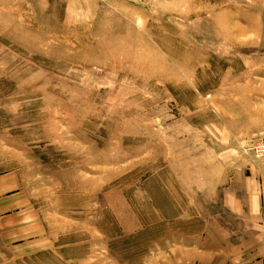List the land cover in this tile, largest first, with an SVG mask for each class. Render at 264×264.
<instances>
[{"label": "rangeland", "instance_id": "374dc122", "mask_svg": "<svg viewBox=\"0 0 264 264\" xmlns=\"http://www.w3.org/2000/svg\"><path fill=\"white\" fill-rule=\"evenodd\" d=\"M263 147L264 0H0V264H248Z\"/></svg>", "mask_w": 264, "mask_h": 264}, {"label": "crops", "instance_id": "0c3cea01", "mask_svg": "<svg viewBox=\"0 0 264 264\" xmlns=\"http://www.w3.org/2000/svg\"><path fill=\"white\" fill-rule=\"evenodd\" d=\"M237 169L239 186L229 189L224 204L233 218L244 221L251 229L248 241H254L255 246L248 264H264V166L245 158Z\"/></svg>", "mask_w": 264, "mask_h": 264}, {"label": "built area", "instance_id": "2783aa9c", "mask_svg": "<svg viewBox=\"0 0 264 264\" xmlns=\"http://www.w3.org/2000/svg\"><path fill=\"white\" fill-rule=\"evenodd\" d=\"M261 153L264 154V147L262 148Z\"/></svg>", "mask_w": 264, "mask_h": 264}]
</instances>
